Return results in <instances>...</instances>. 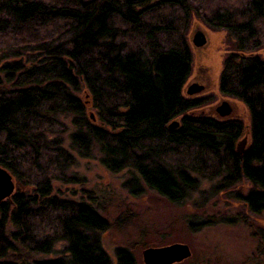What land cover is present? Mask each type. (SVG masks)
Here are the masks:
<instances>
[{"label": "trees", "instance_id": "obj_1", "mask_svg": "<svg viewBox=\"0 0 264 264\" xmlns=\"http://www.w3.org/2000/svg\"><path fill=\"white\" fill-rule=\"evenodd\" d=\"M193 20L232 44L219 91L248 111L241 158L245 126L189 114L213 99L181 95ZM263 50L264 0H0V168L16 182L0 205V264H111L106 220L53 195L55 183L75 182L66 172L77 158L128 170L129 192L143 183L172 204L205 172L221 193L246 182L241 202L264 214V57L238 55ZM115 260L136 264L124 249Z\"/></svg>", "mask_w": 264, "mask_h": 264}, {"label": "rangeland", "instance_id": "obj_2", "mask_svg": "<svg viewBox=\"0 0 264 264\" xmlns=\"http://www.w3.org/2000/svg\"><path fill=\"white\" fill-rule=\"evenodd\" d=\"M196 28L205 32L207 43L203 49L191 45V31ZM186 39L192 67L185 85L195 78L205 85V92L187 99L184 85L182 97L187 100L213 99L192 112L201 117H206L209 107L221 98L235 103V116L240 121H234L245 126V133L237 141L235 150L246 137L245 151L249 138L247 108L219 91L224 60L234 53L232 44L224 31L209 29L198 20L190 22ZM262 53L260 56L264 57V51ZM78 97L85 99L83 95ZM89 116L95 120L92 113ZM173 121L180 122V117ZM75 160V166L66 172L68 177L74 176L75 182L55 183L53 195L63 200L84 202L106 220L108 228L100 235V245L111 264H116L115 252L119 249L127 250L136 264H143L144 250L173 244L186 245L191 252L189 259L178 264H264V214L248 213L241 202L249 191L246 182L231 188L230 194L221 193L214 190L218 177L211 180L212 173L205 172L203 176H194L199 188L186 203L172 204L148 190L143 183L139 184L136 194L129 192L124 187L130 178L128 170L112 174L97 159ZM13 183L16 186L14 180ZM55 249L61 250V245Z\"/></svg>", "mask_w": 264, "mask_h": 264}, {"label": "water", "instance_id": "obj_3", "mask_svg": "<svg viewBox=\"0 0 264 264\" xmlns=\"http://www.w3.org/2000/svg\"><path fill=\"white\" fill-rule=\"evenodd\" d=\"M190 42L192 47L203 49L207 43L205 32L202 29H192ZM263 51L251 54L238 53V55L242 57H255L256 55H262ZM184 88V94L187 99H190L192 96H199L205 92V85L195 78L190 79ZM234 105L235 103L231 102L229 99L221 98L217 103L209 107L208 113L205 116L220 121L239 120V117L235 116ZM242 105L245 106L243 103ZM189 114L193 115L192 112ZM179 125V122L172 120L168 128L174 130L177 129ZM246 144L247 138L245 137L237 146L236 152L240 158L244 152L243 147ZM14 189L15 186L12 177L5 170L0 168V205L12 196ZM190 256L191 252L188 246L173 244L166 247L144 250L142 253V261L143 264H178L189 259Z\"/></svg>", "mask_w": 264, "mask_h": 264}, {"label": "bare ground", "instance_id": "obj_4", "mask_svg": "<svg viewBox=\"0 0 264 264\" xmlns=\"http://www.w3.org/2000/svg\"><path fill=\"white\" fill-rule=\"evenodd\" d=\"M61 250H59L58 252H60Z\"/></svg>", "mask_w": 264, "mask_h": 264}]
</instances>
